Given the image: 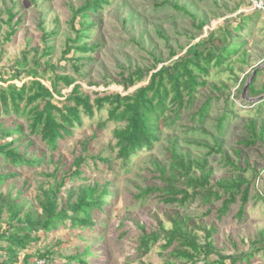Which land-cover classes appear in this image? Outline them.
<instances>
[{"label":"rangeland","instance_id":"374dc122","mask_svg":"<svg viewBox=\"0 0 264 264\" xmlns=\"http://www.w3.org/2000/svg\"><path fill=\"white\" fill-rule=\"evenodd\" d=\"M108 1L91 16L95 27L85 41L97 43L98 47L84 54L92 60L83 59L84 65L77 74L72 65L81 54L73 50L65 54V51L76 36L72 24L80 29L79 17L73 23L71 20L85 0H0V90L12 83L20 87L30 81L32 77L27 76V70L32 67V61L38 60L41 63L39 77L48 87H51L54 72H58L73 75L76 84L92 99L96 95L128 94L146 85L149 78L125 90L120 84L122 73L137 68L151 73L163 65H172L189 45L209 34L221 39L224 27L232 31L229 44L237 45L238 51L221 67H212L207 76L208 85L196 94L192 107L182 112L175 123L162 124L159 141L136 153L127 167L116 156L113 130L121 124L107 120L108 106L101 111L95 109L93 116L82 115V124L74 128L73 136L57 150H51L40 138L29 134L27 114L17 116L1 112V126H25L26 136L20 150L26 148L30 139L33 146L28 147L29 156H39L43 160L36 166L12 167L19 176L2 190L9 187L14 194L22 189L27 205L37 207L40 186L48 188L62 178L65 179L60 191L63 197L71 186L94 182L108 185L112 194L110 204L106 214L98 215L95 230L73 229L68 221L66 226L51 231L40 242L41 247L50 246L53 250L54 264H66V256L79 253L86 246L96 255L89 256L93 264H166L173 259L170 255L173 247L163 248L164 240L160 239L146 255L141 254L138 246L143 232L158 230L160 223L171 227L168 217L176 212L192 218L190 224L201 243L205 242L208 229H216L213 242L217 252L241 257L251 251L254 255L249 262L245 259L237 264H264V100L250 102L242 95L245 84L256 70L246 97L264 96V9L253 10L249 0ZM10 13L16 15L11 24L8 23ZM19 17L23 21L16 34L10 35ZM241 19L239 29L234 31ZM49 48H52L50 55L44 56ZM24 53L28 64L21 69L19 79H12V69L20 67L18 61L24 60ZM153 55L161 60L157 68H154ZM59 89L63 97L71 91V87L66 88L63 83ZM63 97L56 94L53 101L59 103ZM208 99H211L209 111L203 121H198L196 112ZM165 115L176 118L172 110ZM224 115L227 118L223 120ZM221 120L224 128L220 131L218 123ZM250 123L255 129L250 128ZM15 138L16 135L7 141ZM246 140L254 142L252 147L247 148ZM171 143L192 159L207 158L213 168L211 186L221 179L241 177L249 181L246 215L239 217V198L219 220L217 211L222 200L208 203L199 198L191 205L179 206L165 204L158 196L138 197L150 183H160L154 178L158 175L152 163L169 165ZM211 147H220V152L210 151ZM79 157L83 158L82 173L76 176L72 173ZM9 169L0 160V170ZM39 234L45 237L44 233ZM217 252L202 256L199 264L213 262L218 258ZM225 264H231V260L226 259Z\"/></svg>","mask_w":264,"mask_h":264},{"label":"trees","instance_id":"16d2710c","mask_svg":"<svg viewBox=\"0 0 264 264\" xmlns=\"http://www.w3.org/2000/svg\"><path fill=\"white\" fill-rule=\"evenodd\" d=\"M108 2V0H85V4L77 8L71 21L73 23V20L79 17L80 29H76L72 24L76 36L73 44L68 45L65 54L73 50L76 54L84 55L92 51V48L98 47L97 43L91 44L85 40L89 38V32L95 27L91 16ZM176 8L185 11L181 6L176 5ZM15 16L10 13L9 24ZM22 21V17L17 19V24L12 26L10 35L16 34L17 27ZM241 22L242 19L235 26L234 31L239 29ZM221 32V39H215L211 33L207 38L189 45L172 65H163L151 73H144L143 68L122 73L123 79L120 84L125 90L149 78L146 85L139 86L128 94L96 95L92 99L90 94L82 90L81 85L76 84L77 80L73 75L58 72H54V77L52 81L50 80L51 87H48L39 77L40 61L34 60L32 67L27 70V76L32 77L30 81H25L20 87L12 83L0 90V113L4 112L7 115L14 113L17 116L27 114L29 134L40 138L51 150H57L61 143L73 136L74 128L82 124V115L93 116L95 109L101 111L108 106L107 120L121 124L113 130L116 139L114 147L117 150L116 156L127 167L136 153L151 148L159 141L162 124L175 123L182 116V112L192 107L196 94L208 85L207 76L212 67H221L231 54L238 51L237 45L229 44L232 31L224 27L221 28ZM51 51L52 48H49L43 55H50ZM81 55L75 58L72 65L77 74L84 65L83 59L92 60V57ZM23 57V61H18L20 67L12 69V79H19L21 69L28 64L27 54L24 53ZM152 57L156 61L154 68H157L161 60L154 55ZM61 83L66 88L71 87L66 97H63L59 89ZM56 94L63 97L59 103L53 101ZM210 103L211 99H208L196 112L198 121L204 120ZM171 110L176 112L177 119L165 115ZM226 118L227 115H224L223 120ZM249 125L251 129H255L253 123ZM218 128L220 131L224 128L222 120L218 123ZM24 132L23 124L14 127L0 125V160L10 167L7 171L0 170V264H41V260L54 264L53 250L50 246L41 247L40 242L51 231L66 226L68 221L73 229L95 230L96 219L99 214L107 213L112 194L107 184L94 182L79 187L71 186L63 197L60 191L65 179L62 178L60 182L48 188L40 186L36 197L37 207H34L27 205L22 189L16 190L14 194L9 187L5 191L2 190L3 186H7L19 176V173L11 169L12 167L36 166L43 161L39 156H29L28 147L33 146V141L30 139L27 140L26 148L20 150L23 137L26 136ZM14 135L17 138L7 141ZM245 144L250 148L254 142L246 140ZM219 148L211 147L210 151L220 152ZM168 150L169 165H161L156 161L152 163L158 175L154 178L160 183H150L138 197L142 199L158 196L165 204L177 203L179 206L191 205L199 198L207 200L208 203H211V200H222L221 207L217 211L219 220L227 215L239 198L241 203L239 217L243 218L246 215L249 181L241 177L221 179L217 181L216 187L211 186L213 168L206 157L192 159L186 153L179 152L175 143H171ZM82 162V157L75 161L76 169L73 175H81ZM191 221L192 218L187 214L181 215L178 212L170 214L168 222L171 227L167 228L160 223L158 230L143 232L138 249L141 254L146 255L162 239L163 248L173 247L170 253L173 259L167 260L166 264H199L202 256H211L217 252L213 242L216 229H208L205 242L201 243L190 224ZM40 232L45 234L44 238L41 237ZM34 248V251H30ZM258 249L263 250V248ZM217 254L218 258L209 264H225L226 259H230L231 264H237L254 255L251 251L245 252L241 257L224 255L220 252ZM89 256L96 255L90 246H86L79 253L66 256V264H93ZM32 258L36 261L31 262Z\"/></svg>","mask_w":264,"mask_h":264},{"label":"water","instance_id":"95a60500","mask_svg":"<svg viewBox=\"0 0 264 264\" xmlns=\"http://www.w3.org/2000/svg\"><path fill=\"white\" fill-rule=\"evenodd\" d=\"M256 74V70L253 72V74H252V76L250 77V79L247 81V83L245 84V86H244V89H243V98L244 99H247L248 101H250V102H255V101H259V100H263L264 99V96H261V97H259V98H247L246 97V91H247V89H248V87H249V84H250V82L252 81V78H253V76Z\"/></svg>","mask_w":264,"mask_h":264},{"label":"built area","instance_id":"2783aa9c","mask_svg":"<svg viewBox=\"0 0 264 264\" xmlns=\"http://www.w3.org/2000/svg\"><path fill=\"white\" fill-rule=\"evenodd\" d=\"M250 4H251V8L253 10H260V9H264V0H249ZM41 264H48L45 263L44 261L40 262Z\"/></svg>","mask_w":264,"mask_h":264},{"label":"crops","instance_id":"0c3cea01","mask_svg":"<svg viewBox=\"0 0 264 264\" xmlns=\"http://www.w3.org/2000/svg\"><path fill=\"white\" fill-rule=\"evenodd\" d=\"M241 17H244L243 15Z\"/></svg>","mask_w":264,"mask_h":264}]
</instances>
